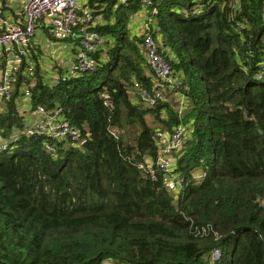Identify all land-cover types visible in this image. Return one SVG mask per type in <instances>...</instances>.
Returning <instances> with one entry per match:
<instances>
[{
    "label": "trees",
    "instance_id": "16d2710c",
    "mask_svg": "<svg viewBox=\"0 0 264 264\" xmlns=\"http://www.w3.org/2000/svg\"><path fill=\"white\" fill-rule=\"evenodd\" d=\"M14 1L0 0V13L23 20ZM89 2L64 42L81 49L88 15L102 14L95 72L51 83L63 65L45 72L34 40L14 47L21 63L12 96L0 99V138L26 125V108L59 105L91 149L54 152L33 136L0 153V264H264V0ZM143 8L149 27L135 32ZM146 34L176 79L162 98ZM7 68L1 48L0 77ZM179 126L171 173L184 181L171 190L172 176L148 163L156 131Z\"/></svg>",
    "mask_w": 264,
    "mask_h": 264
},
{
    "label": "built area",
    "instance_id": "2783aa9c",
    "mask_svg": "<svg viewBox=\"0 0 264 264\" xmlns=\"http://www.w3.org/2000/svg\"><path fill=\"white\" fill-rule=\"evenodd\" d=\"M79 1L24 0V19L18 21L10 13H7V15L0 13V49L6 48L8 56V68L0 77L1 101L12 96L18 70L17 65L21 63V56L15 54L14 47L23 48L33 41L37 35V27L39 25L49 31V35L54 41L64 42L70 38L73 35L74 27L79 21ZM131 1L136 0H120L123 3ZM87 20L92 25L83 28V32L80 35L82 48L73 52V60L65 67L63 74L51 75V83H57V80L60 79L61 81H67L84 73L95 72L98 69L99 62L91 54L105 47L106 39L94 29L96 23L91 14L88 15ZM147 27H149V23L146 21L143 29ZM142 47L149 67L157 78L153 92L162 98L165 95V86H174L176 84L172 65L160 52L159 45L151 34L145 35ZM56 57L52 55V58L55 59ZM58 64L60 63L58 62ZM134 85L136 88L140 87L138 83ZM140 91L142 98L148 104L153 105L154 98L148 89L141 88ZM65 113V108L59 105L50 109L43 105H39L34 109L26 108V111L22 112L26 118V125L22 129L16 130L9 139L0 138V153L10 150L13 144L22 138L33 136L48 137L50 144L47 148L54 152H56V145L59 143H67L83 148L84 143L88 141L87 138L79 132V129ZM184 137L185 128L182 126H179L173 132L158 129L156 131V139L158 141L159 154L154 163H148L149 166H158L167 176H172L167 180V187L171 190H178L184 181L179 175L176 178L171 173V170H173V155L182 146ZM150 171L151 175L154 176V171L152 169ZM204 176H206V172L200 174L199 177ZM221 256L222 252L220 249L214 250L211 255L213 260H218Z\"/></svg>",
    "mask_w": 264,
    "mask_h": 264
},
{
    "label": "crops",
    "instance_id": "0c3cea01",
    "mask_svg": "<svg viewBox=\"0 0 264 264\" xmlns=\"http://www.w3.org/2000/svg\"><path fill=\"white\" fill-rule=\"evenodd\" d=\"M13 1V0H12ZM90 0H80L79 1V9L80 10H86L87 12L91 9L89 7V2ZM22 5H23V0H16L14 1L12 4H10L11 8H13L14 10H18V13L20 12V10H22ZM97 5H99L97 3ZM0 8H1V4H0ZM7 13H10L9 10H6ZM95 19V23H104V17L102 14L97 15V17L94 18ZM145 21H142V19L139 21H135L134 20V24L132 29L135 30V32H138L140 30H143V25L145 24ZM48 33H46L45 29H43L40 25L37 27V37H39L41 40H47L49 39L47 36ZM66 44V43H65ZM61 54L57 55V57L55 58L56 61L58 60V62L61 65H64L63 67H67L73 60V46L70 43H67L66 45H64L61 48ZM52 63H55V60L52 61ZM50 70V69H48Z\"/></svg>",
    "mask_w": 264,
    "mask_h": 264
},
{
    "label": "rangeland",
    "instance_id": "374dc122",
    "mask_svg": "<svg viewBox=\"0 0 264 264\" xmlns=\"http://www.w3.org/2000/svg\"><path fill=\"white\" fill-rule=\"evenodd\" d=\"M143 13L137 16L136 21L137 20H141L145 21L147 20V13L149 12L148 8H143L142 9ZM34 41L36 43L31 45V48H33L35 51H40L39 56L42 57L44 55V59H43V63L45 65H47V67H44L45 72H49L48 69L51 67L52 69H55L56 63H52V61H54L55 59L50 58V56L52 55H60L61 54V48L66 45L64 42H60V41H52L50 39L47 40H41L39 37L34 38ZM56 61V60H55ZM54 67V68H53ZM52 69H50L52 71ZM47 78H51V74H49V76ZM150 123L152 122V120L149 118ZM105 264H109V263H105Z\"/></svg>",
    "mask_w": 264,
    "mask_h": 264
},
{
    "label": "water",
    "instance_id": "95a60500",
    "mask_svg": "<svg viewBox=\"0 0 264 264\" xmlns=\"http://www.w3.org/2000/svg\"><path fill=\"white\" fill-rule=\"evenodd\" d=\"M83 148L89 151L91 149L90 143L88 141L85 142Z\"/></svg>",
    "mask_w": 264,
    "mask_h": 264
}]
</instances>
